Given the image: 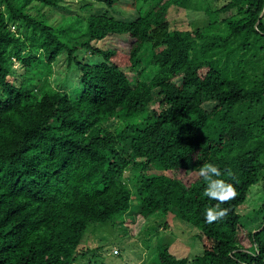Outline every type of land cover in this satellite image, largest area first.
<instances>
[{
	"label": "trees",
	"instance_id": "16d2710c",
	"mask_svg": "<svg viewBox=\"0 0 264 264\" xmlns=\"http://www.w3.org/2000/svg\"><path fill=\"white\" fill-rule=\"evenodd\" d=\"M61 1L0 0V264L123 263L128 243L90 248L88 233L173 216L198 249L176 257L163 238L151 264H264V0H128L134 14L82 0L84 16ZM110 34L128 50L98 45ZM208 164L234 197L205 195ZM208 209L227 211L208 223Z\"/></svg>",
	"mask_w": 264,
	"mask_h": 264
},
{
	"label": "rangeland",
	"instance_id": "374dc122",
	"mask_svg": "<svg viewBox=\"0 0 264 264\" xmlns=\"http://www.w3.org/2000/svg\"><path fill=\"white\" fill-rule=\"evenodd\" d=\"M207 3L213 8H220L223 7L229 0H205ZM128 0H122L120 2V9L126 13H135V9L132 6L127 5ZM82 0H62L61 6L57 7V9L54 10L55 13L59 14H80V15H86L87 10H81L80 7L83 5ZM129 4V3H128ZM170 9L168 11V18H176V19H182V23L187 26L188 23H191V20L196 24V28L203 30L205 23L206 15L202 11L195 12V15L193 18H189L186 13H188L187 10L183 8H176ZM101 10L100 7H94L90 6L89 10H91L93 13ZM235 12V10H234ZM191 17V16H189ZM132 38L129 36L125 37H117L113 35L106 36L103 40L98 42V45H107L114 47L118 51L126 52L132 43ZM153 52H149L147 55L151 56ZM84 61H90L91 58H95L94 56H90V54L82 53ZM18 67V64H16V68ZM74 71V69L72 70ZM68 72L67 63L64 56L58 57V59L53 62L52 64V73L48 76L49 81L56 86L59 82H64V77L66 76V73ZM129 76L131 77L132 74L129 73ZM73 78V76H72ZM79 78V75H76L74 77V82H77ZM173 173H181L180 171H173ZM137 211V208L135 206L131 207L129 212L127 214H133L135 215ZM138 215V214H137ZM173 215V214H172ZM131 219H128L125 221V230L126 234L124 236H120L117 234V230L113 231L107 226H99L98 230H92L88 233V235H91L92 237L88 240L85 239L83 242L85 245H88L90 248H94L95 246L99 244H105L106 245H112L113 249H119V246L114 243V241L118 238L122 240L121 245H124V242L128 243V247H130L133 251H129L125 254L123 263H117L116 259H111L110 264H151V259L153 256L154 249L159 246L160 242L164 238L166 241H170L171 245L169 250L177 257V256H183V254L187 253H195L198 249V243L196 242L195 236H198L197 228L193 225H190L188 223H185L183 221L178 220L173 216L171 219L168 220V218L165 220V224L162 222V226H159V229L157 231H150L149 227L154 224L155 219H149L147 222H144L143 224H140L142 227V231L138 229L133 221H130ZM139 222V221H138ZM137 222V223H138ZM144 226V228H143ZM98 234V235H97ZM97 235V236H96ZM103 236V237H102ZM98 237H101V239H98ZM149 237L148 240H146ZM163 240V241H164ZM163 243V242H162ZM112 250L110 252H112ZM100 253V251L98 250ZM120 252V249H119ZM91 258V260L94 259V255L92 252H90L85 258L78 259L76 264H85L87 262V259ZM132 260L135 261V263H132Z\"/></svg>",
	"mask_w": 264,
	"mask_h": 264
},
{
	"label": "clouds",
	"instance_id": "9594fccd",
	"mask_svg": "<svg viewBox=\"0 0 264 264\" xmlns=\"http://www.w3.org/2000/svg\"><path fill=\"white\" fill-rule=\"evenodd\" d=\"M201 174L204 175L205 179L208 181L205 195L210 199L223 202L235 196V190L230 184H226L223 180L213 179V176H220V170L214 164L204 166L201 169ZM226 211V209H208L205 213L206 222L212 223L223 217ZM113 250L116 251L115 249Z\"/></svg>",
	"mask_w": 264,
	"mask_h": 264
}]
</instances>
